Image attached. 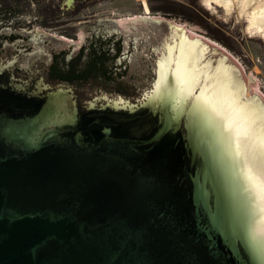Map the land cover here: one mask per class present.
Listing matches in <instances>:
<instances>
[{"label":"water","instance_id":"obj_1","mask_svg":"<svg viewBox=\"0 0 264 264\" xmlns=\"http://www.w3.org/2000/svg\"><path fill=\"white\" fill-rule=\"evenodd\" d=\"M70 31L0 39V74L45 94L22 115L0 95V264H264V99L234 55L163 19ZM95 41L110 82L50 79Z\"/></svg>","mask_w":264,"mask_h":264},{"label":"rangeland","instance_id":"obj_2","mask_svg":"<svg viewBox=\"0 0 264 264\" xmlns=\"http://www.w3.org/2000/svg\"><path fill=\"white\" fill-rule=\"evenodd\" d=\"M1 10L11 13L0 15V39L17 28H33L71 46L78 43L70 26L104 19H163L234 55L264 99V37L247 31L237 3L230 15L222 8L208 9L203 0H0Z\"/></svg>","mask_w":264,"mask_h":264},{"label":"trees","instance_id":"obj_3","mask_svg":"<svg viewBox=\"0 0 264 264\" xmlns=\"http://www.w3.org/2000/svg\"><path fill=\"white\" fill-rule=\"evenodd\" d=\"M8 13H11V11H0V15L3 16H6ZM9 39H16V36L14 35ZM89 47L87 61L79 60V55L81 53L78 54L77 58H72L71 61L64 62V60H60L64 58V54L52 61L48 71L52 75L55 74V78L53 77L51 79L73 84L104 77L110 82V78L115 75V70L109 67L111 62L110 44H102V41H95L94 44ZM116 51H120V45H117ZM84 52L85 51H83V53ZM36 90L37 88L35 86L27 89L13 87V85L9 83V78L0 74V95L8 98L7 103L2 106L8 107V111L12 115L29 114L37 110L38 106L43 102V96H45V94H37ZM90 114L91 113L87 112L86 108H83L80 114L81 120H88L95 123L107 119L102 115L91 117Z\"/></svg>","mask_w":264,"mask_h":264},{"label":"bare ground","instance_id":"obj_4","mask_svg":"<svg viewBox=\"0 0 264 264\" xmlns=\"http://www.w3.org/2000/svg\"><path fill=\"white\" fill-rule=\"evenodd\" d=\"M203 2L208 9L214 12L222 8L226 15L232 13L237 3L240 14L245 15L247 19V31L252 35L264 37V0H203Z\"/></svg>","mask_w":264,"mask_h":264},{"label":"snow or ice","instance_id":"obj_5","mask_svg":"<svg viewBox=\"0 0 264 264\" xmlns=\"http://www.w3.org/2000/svg\"><path fill=\"white\" fill-rule=\"evenodd\" d=\"M217 112V115H221L218 109H214ZM223 119L225 120V130L229 131L232 134L233 139L236 138V129L235 128H228V117L224 116ZM262 143H264V140H262ZM261 212L264 213V195L261 196ZM254 231L256 236L260 238H264V215L261 216V218L256 222L254 225Z\"/></svg>","mask_w":264,"mask_h":264},{"label":"flooded vegetation","instance_id":"obj_6","mask_svg":"<svg viewBox=\"0 0 264 264\" xmlns=\"http://www.w3.org/2000/svg\"><path fill=\"white\" fill-rule=\"evenodd\" d=\"M70 60H72V58ZM48 76L50 77V79L53 78V77L55 78V74L52 75L50 72H49V75Z\"/></svg>","mask_w":264,"mask_h":264}]
</instances>
